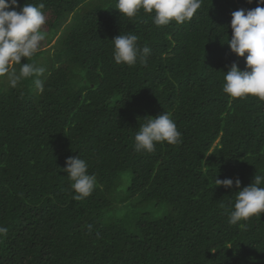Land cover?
Here are the masks:
<instances>
[{"label": "trees", "instance_id": "1", "mask_svg": "<svg viewBox=\"0 0 264 264\" xmlns=\"http://www.w3.org/2000/svg\"><path fill=\"white\" fill-rule=\"evenodd\" d=\"M25 3L44 4L47 35L21 62L46 72L43 92L37 77H0V264H264V213L227 222L235 192L264 175V101L222 90L232 62L245 68L226 43L231 14L264 5L202 0L190 21L158 27L116 0ZM129 32L146 64L115 63L111 40ZM163 112L181 142L137 152L139 126ZM74 156L96 177L83 201L63 171Z\"/></svg>", "mask_w": 264, "mask_h": 264}, {"label": "clouds", "instance_id": "2", "mask_svg": "<svg viewBox=\"0 0 264 264\" xmlns=\"http://www.w3.org/2000/svg\"><path fill=\"white\" fill-rule=\"evenodd\" d=\"M264 5V0H256ZM252 3V0H248ZM202 0H116L115 9L121 16L130 20L143 10L153 14L152 22L156 26H166L172 21L183 24L190 21ZM19 8V10H17ZM43 3H25L18 5V0H0V77L6 78L9 85L15 88L18 83L33 77L38 91L43 92L42 77L46 68L35 63H22V59L32 58L46 39L43 26L46 16ZM230 27L231 38L227 39L231 51L238 57H244L245 68L241 70L236 62H232L225 73L222 90L232 98H244L248 95L264 101V7L239 9L232 12ZM138 36L131 32L113 38V57L117 64L135 66L137 62L147 63L151 55L149 46L140 47ZM245 53L247 55L245 56ZM13 65H20L19 71ZM147 119L139 126L134 137V148L137 152L152 153L157 143L179 144L182 133L178 130L171 114H162ZM66 167L70 187L74 191L72 199L83 201L89 197L96 187V177L89 174L88 163L79 156L68 157ZM233 187V179L215 178V186ZM241 181L235 179V187L240 189ZM232 210L228 214V224L237 225L252 216L260 217L264 213V175L256 174L252 183L236 191ZM92 225H87L89 231ZM8 229L0 226V236L7 234Z\"/></svg>", "mask_w": 264, "mask_h": 264}, {"label": "rangeland", "instance_id": "3", "mask_svg": "<svg viewBox=\"0 0 264 264\" xmlns=\"http://www.w3.org/2000/svg\"><path fill=\"white\" fill-rule=\"evenodd\" d=\"M54 42H55V41H54ZM52 44H53V43H52ZM52 44H51V45H52ZM51 45H50V46H51Z\"/></svg>", "mask_w": 264, "mask_h": 264}]
</instances>
